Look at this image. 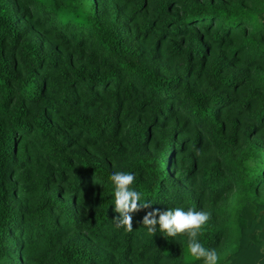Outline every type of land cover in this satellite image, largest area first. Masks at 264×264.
<instances>
[{"label":"trees","instance_id":"16d2710c","mask_svg":"<svg viewBox=\"0 0 264 264\" xmlns=\"http://www.w3.org/2000/svg\"><path fill=\"white\" fill-rule=\"evenodd\" d=\"M116 171L264 264V0H0V264H203L115 227Z\"/></svg>","mask_w":264,"mask_h":264},{"label":"clouds","instance_id":"9594fccd","mask_svg":"<svg viewBox=\"0 0 264 264\" xmlns=\"http://www.w3.org/2000/svg\"><path fill=\"white\" fill-rule=\"evenodd\" d=\"M135 179L134 174L122 171L113 172L110 176L114 185V212L117 214L112 218L115 227L130 233L133 231V214L151 209L146 211L141 221L149 236L154 237L157 230L166 237L187 236L190 258L203 261V264H219L218 252L206 248L198 239L210 219V213L193 208L187 211L180 207L166 211L152 208L151 202H141L142 194L132 188Z\"/></svg>","mask_w":264,"mask_h":264}]
</instances>
